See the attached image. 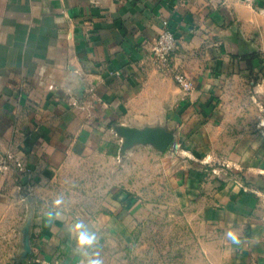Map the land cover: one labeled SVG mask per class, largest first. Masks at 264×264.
<instances>
[{"label": "crops", "instance_id": "1", "mask_svg": "<svg viewBox=\"0 0 264 264\" xmlns=\"http://www.w3.org/2000/svg\"><path fill=\"white\" fill-rule=\"evenodd\" d=\"M163 20L179 38L172 64L193 81L188 93L153 64ZM256 66L264 67V0H0V264H86L91 246L78 245L74 226L83 222L98 240L102 219L42 212L31 190L73 160L117 154L123 127L190 125L226 80ZM257 75L264 95V68ZM262 120L239 118L253 128L224 151L246 176L219 185L192 171L180 186L204 247L231 264H264ZM230 228L240 245L226 239Z\"/></svg>", "mask_w": 264, "mask_h": 264}, {"label": "rangeland", "instance_id": "2", "mask_svg": "<svg viewBox=\"0 0 264 264\" xmlns=\"http://www.w3.org/2000/svg\"><path fill=\"white\" fill-rule=\"evenodd\" d=\"M263 68L256 66L239 79L226 80L224 93L213 96L207 110L195 115L190 125L161 126L174 134L165 151L154 144L131 142L120 129L123 139L117 154L96 152L71 161L55 178L31 190L36 207L84 220L101 218L98 240L90 250L92 258L99 253L103 264H231L226 253L213 256L204 247L195 205L180 186L192 171L199 172L201 180L219 185L246 176L225 152L231 149V137L237 131L253 128L237 126L239 118L252 123L264 118V95L256 91L260 86L257 74ZM216 99L219 109L212 106ZM135 144L152 149H133ZM20 193L23 190L16 196ZM107 214L122 218L118 220H124V228L118 222L105 223Z\"/></svg>", "mask_w": 264, "mask_h": 264}, {"label": "built area", "instance_id": "3", "mask_svg": "<svg viewBox=\"0 0 264 264\" xmlns=\"http://www.w3.org/2000/svg\"><path fill=\"white\" fill-rule=\"evenodd\" d=\"M250 6L258 4V0H245ZM179 38L172 30L168 20H163L162 29L152 47V61L162 72H171L176 83L188 93L194 89L193 81L183 72L178 71L172 64L173 56L179 47Z\"/></svg>", "mask_w": 264, "mask_h": 264}, {"label": "water", "instance_id": "4", "mask_svg": "<svg viewBox=\"0 0 264 264\" xmlns=\"http://www.w3.org/2000/svg\"><path fill=\"white\" fill-rule=\"evenodd\" d=\"M124 132V136L129 138L131 142H140L156 145L160 150L165 151L169 148L174 139V134L171 131L164 130L162 128H132L123 127L121 129ZM29 230H27V236L25 239L26 253L30 252V239Z\"/></svg>", "mask_w": 264, "mask_h": 264}, {"label": "clouds", "instance_id": "5", "mask_svg": "<svg viewBox=\"0 0 264 264\" xmlns=\"http://www.w3.org/2000/svg\"><path fill=\"white\" fill-rule=\"evenodd\" d=\"M258 127H264V120L260 122ZM61 203V200L57 199L55 201L56 205H59ZM49 219H51L52 214H48ZM74 230L77 233V242L80 247H89L92 246L96 242V235L95 233H92L88 231L86 226L83 222L76 223L74 226ZM225 237L227 240H229L234 245H240L241 244V238L237 231L233 229H229L225 232ZM86 264H103L102 258H100L99 253H95L94 258H88L86 261Z\"/></svg>", "mask_w": 264, "mask_h": 264}]
</instances>
